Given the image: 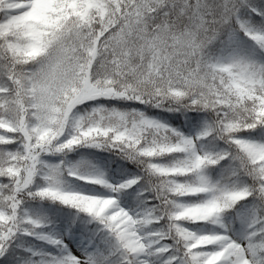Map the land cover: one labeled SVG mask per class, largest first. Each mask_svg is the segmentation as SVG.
Instances as JSON below:
<instances>
[{
    "label": "snow or ice",
    "instance_id": "obj_1",
    "mask_svg": "<svg viewBox=\"0 0 264 264\" xmlns=\"http://www.w3.org/2000/svg\"><path fill=\"white\" fill-rule=\"evenodd\" d=\"M0 264H264V0H0Z\"/></svg>",
    "mask_w": 264,
    "mask_h": 264
}]
</instances>
